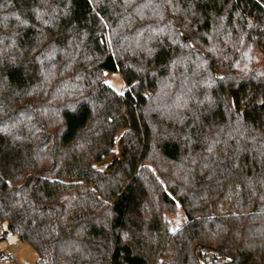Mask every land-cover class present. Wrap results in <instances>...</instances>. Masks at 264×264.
Instances as JSON below:
<instances>
[{
  "label": "trees",
  "instance_id": "trees-1",
  "mask_svg": "<svg viewBox=\"0 0 264 264\" xmlns=\"http://www.w3.org/2000/svg\"><path fill=\"white\" fill-rule=\"evenodd\" d=\"M263 54L264 0H0V220L36 264H264Z\"/></svg>",
  "mask_w": 264,
  "mask_h": 264
},
{
  "label": "rangeland",
  "instance_id": "rangeland-1",
  "mask_svg": "<svg viewBox=\"0 0 264 264\" xmlns=\"http://www.w3.org/2000/svg\"><path fill=\"white\" fill-rule=\"evenodd\" d=\"M261 69L264 73V54L260 56ZM105 82L113 88L116 92L123 94L127 89L121 75L119 73L106 72ZM83 116L71 118L73 126L76 127L82 120ZM126 133V129H122L118 132L112 146V150L103 156H101L95 167L104 172L110 171L117 162H119L124 156L125 151L121 148V141ZM238 188L232 186L230 190L229 201L223 206L224 210L233 209L235 207V200L237 196ZM165 218L169 223L171 232H175L187 223V217L182 207L177 204L173 211L165 213ZM10 242L13 245L14 253L20 264H36L37 254L36 252L26 243H21L18 239L11 235ZM18 244L17 247L14 244ZM177 246L169 245L164 253V256L160 261H167L171 263L176 254Z\"/></svg>",
  "mask_w": 264,
  "mask_h": 264
},
{
  "label": "built area",
  "instance_id": "built-area-1",
  "mask_svg": "<svg viewBox=\"0 0 264 264\" xmlns=\"http://www.w3.org/2000/svg\"><path fill=\"white\" fill-rule=\"evenodd\" d=\"M11 235L13 234L8 230L6 223L0 220V264H20L10 242ZM17 245L14 244L15 247ZM219 260V254L213 250L205 249L202 252L203 264H218Z\"/></svg>",
  "mask_w": 264,
  "mask_h": 264
}]
</instances>
